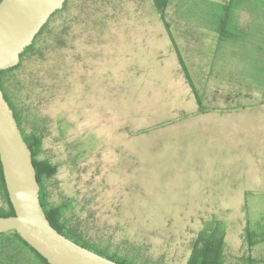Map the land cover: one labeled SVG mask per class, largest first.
<instances>
[{
	"label": "rangeland",
	"instance_id": "1",
	"mask_svg": "<svg viewBox=\"0 0 264 264\" xmlns=\"http://www.w3.org/2000/svg\"><path fill=\"white\" fill-rule=\"evenodd\" d=\"M227 1L170 0L168 30L153 0H70L66 45L9 74L26 134L43 132L39 157L55 165L47 205L67 204L65 220L90 240L186 264L214 225L227 264H264V9L253 7L264 0H235L226 14ZM221 20L236 36L220 38ZM196 40L207 44L199 56ZM174 43L209 78L195 89L204 112L247 109L233 116L238 130L198 112ZM11 236H0V264H44Z\"/></svg>",
	"mask_w": 264,
	"mask_h": 264
},
{
	"label": "water",
	"instance_id": "2",
	"mask_svg": "<svg viewBox=\"0 0 264 264\" xmlns=\"http://www.w3.org/2000/svg\"><path fill=\"white\" fill-rule=\"evenodd\" d=\"M66 0L0 1V70L16 66L53 13ZM0 157L15 214L0 216V233L16 230L50 264H123L86 248L59 232L40 198L33 152L14 110L0 89Z\"/></svg>",
	"mask_w": 264,
	"mask_h": 264
},
{
	"label": "trees",
	"instance_id": "3",
	"mask_svg": "<svg viewBox=\"0 0 264 264\" xmlns=\"http://www.w3.org/2000/svg\"><path fill=\"white\" fill-rule=\"evenodd\" d=\"M1 1V0H0ZM154 4L162 16L164 23L167 26V29H170L169 22L166 19V8L170 0H153ZM235 0H228L225 3H220L219 6L223 7L226 10L230 9L233 6ZM69 3L70 0H66L64 7L60 10H57L46 24L43 26L41 31L35 37L33 43L26 47L23 53L20 55V62L14 66L10 67L5 70H0V89L5 94L6 99L8 100L9 104L11 105L12 109L14 110L15 116L17 118L19 127L22 130L24 139L27 141L28 145L30 146L33 152V161L36 166L37 170V178L40 184V198L43 208L51 221L52 225L63 235L68 237L69 239L73 240L74 242L89 248L90 250L107 257L109 259L115 260L117 262L123 264H155L149 258L143 259V252L141 253H126L119 250V248H114L112 244L104 246L100 242H95L87 238L85 235L81 233L80 230L77 231L75 227H73L68 220H65L66 213L68 210L67 204H51L50 206L47 205L46 202V194L44 191V180L46 176L51 175L55 171V165L49 159H41L39 154L43 150V143H44V134L43 132H34L33 136L30 138L28 134H26L24 127H23V120L22 115L20 114L19 110L17 109L16 103L13 101L12 98V89L14 86L17 87V82H12V86H10V73L23 67L26 61L32 58L38 57H47L54 49H58L59 45H66L68 39L70 38V28H71V19H69ZM258 6V7H257ZM261 5H253L254 9H264L261 8ZM240 9H245V5H239ZM261 14V13H259ZM219 25L215 27V31L219 32L220 38L224 37H232L236 36L233 34L232 31H229L226 28V23L222 20L219 21ZM237 28V27H236ZM171 38L173 36L170 34ZM174 42V40H173ZM174 46L177 49L179 60L182 65V69L191 83L195 96L197 98L199 104V110L204 112L206 109L203 106V101L199 92L195 90V86L189 74V70L186 66L185 60L182 57L181 52L178 50L176 43ZM45 90V89H44ZM12 92V93H11ZM18 98L22 99L19 95ZM0 193L6 198L8 206L0 208V216H10L14 215L15 209L11 203L7 184L5 181L3 166L0 157ZM246 237L247 240L252 243L253 233L250 229L246 228ZM4 235H12L11 237H15V240H19L24 245H26L34 254V256L40 260L41 263L50 264L37 250H35L29 243H27L21 235L16 230H11L7 232H1L0 236ZM225 230L221 229L219 226H207L201 229L197 236L194 238L191 247V253L187 260L186 264H227L226 263V254H225ZM15 240H10L13 242ZM7 248V246H4ZM142 258V259H141ZM14 258H12L13 260ZM255 261L251 258L246 260V264H255ZM159 264V263H158ZM168 264V263H164Z\"/></svg>",
	"mask_w": 264,
	"mask_h": 264
},
{
	"label": "crops",
	"instance_id": "4",
	"mask_svg": "<svg viewBox=\"0 0 264 264\" xmlns=\"http://www.w3.org/2000/svg\"><path fill=\"white\" fill-rule=\"evenodd\" d=\"M222 40L223 39H216L214 41H211V46H212L211 52H212V54H214L215 52H217V50L215 49V47L218 48V46L220 45V43L222 42ZM205 44L206 43H204L202 40H196V45H197L196 46V50L198 51V56L201 55V53L203 51V46ZM181 68H182V65H181ZM188 70L190 72L189 74L191 76V79L193 78V76L195 78L194 81H195L196 84L193 83L194 86H195V89L197 87L200 88V87L205 86V83H206V85H208L207 83H208L209 78L204 77V75H202L201 73H198V72L195 73V71L200 70V69H198V67L197 68H194V70H195L194 73L191 72V70H190L189 67H188ZM182 71H183V69H182ZM183 74H184L186 83L189 84V86H190L191 84H190L189 80L187 79L184 71H183ZM191 90H192V87H191ZM192 91H194V90H192ZM215 95H217V94L215 93ZM245 110H247V109L245 107H241V106L240 107H232V106H227V105L219 106V105H217V104L214 103V105L211 106L210 109L208 108V110L206 112H201L200 110L198 112L201 113V114H203V113H209L211 111H212L211 113H213V112L214 113H217L219 115H216V117H215L216 120H212V121L223 122V123H230L235 129L238 130L240 128V124L243 122V120L240 119L241 117H233V116L239 115V114H241V112H243Z\"/></svg>",
	"mask_w": 264,
	"mask_h": 264
}]
</instances>
